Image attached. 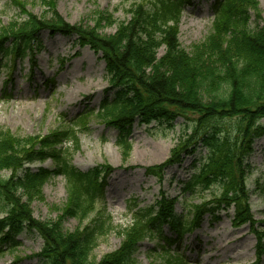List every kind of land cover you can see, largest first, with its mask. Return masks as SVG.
Here are the masks:
<instances>
[{
    "label": "trees",
    "instance_id": "trees-1",
    "mask_svg": "<svg viewBox=\"0 0 264 264\" xmlns=\"http://www.w3.org/2000/svg\"><path fill=\"white\" fill-rule=\"evenodd\" d=\"M191 1L133 0L131 18L119 23L114 35L72 25L59 15L47 20L30 14L2 28L0 64L32 59L34 42L43 31L76 35L83 45L102 53L109 90L97 111L88 109L47 136H13L0 127V199L10 207L0 218V252L5 246L15 251L20 245L16 237L27 227L44 240L38 257L45 264H139L135 253L140 242L161 237L163 243L176 244L198 229L205 216L214 219L232 208L233 226H251L257 238L256 260H261L264 228H255L247 184V158L255 140L264 136V27L255 31L246 23L257 1L215 0L210 34L188 51L179 42V26ZM106 16L112 20V14ZM162 47L165 52L159 55ZM93 114L118 131L116 142L126 156L133 148L130 137L136 121L173 127L178 118L191 121V132L182 136L170 157L145 170L162 181L166 169L181 164L199 147L206 148L201 163H194L192 176L182 182V192L185 198L210 194L181 212L177 204L182 196L170 198L163 192L153 205L131 206L133 221L120 232L124 236L120 247L100 259L94 250L99 237L110 229V219L100 216L82 225L99 213L106 177L113 168L103 164L82 172L72 164V150L63 147L69 140L75 149L79 147L78 126L86 127ZM47 159H52L54 169L34 171L26 166ZM4 171H10L7 178ZM54 173L66 179L69 202L64 215L79 220L82 227L75 231L65 230L60 218L56 222L35 218L17 194L20 189L29 197L40 194ZM161 255L164 261L157 264H187L184 255L171 249Z\"/></svg>",
    "mask_w": 264,
    "mask_h": 264
},
{
    "label": "rangeland",
    "instance_id": "rangeland-1",
    "mask_svg": "<svg viewBox=\"0 0 264 264\" xmlns=\"http://www.w3.org/2000/svg\"><path fill=\"white\" fill-rule=\"evenodd\" d=\"M256 1V7L248 12L246 19L247 26L255 31L264 27V0ZM132 3L133 0H0V32L12 21L25 20L32 14L47 20L59 15L72 25L93 27L101 34L114 35L119 23L131 18ZM214 3L215 0H192L187 4L179 26V42L184 49L191 51L193 46L205 42L212 30ZM107 14L113 15L111 21ZM164 52L165 47H162L159 55ZM31 53L32 59L23 62L13 59L0 64V127L8 134L44 137L74 122L86 110L100 108L109 90L102 53L83 45L76 35L49 31L38 35ZM192 126V122L184 118H178L174 127L166 122L136 121L130 137L133 148L126 156L116 142L118 131L93 114L86 127L78 126V148L75 149L70 140L63 142V147L72 150V164L78 170L88 172L103 164L113 168L106 177L104 197L98 203L99 213L94 212L82 225L100 216L111 221L110 229L99 237L94 250L97 259L120 247L124 238L120 232L133 221L129 213L131 206L153 205L163 192L170 198L182 196V203L177 204V211L181 212L185 211L184 207L210 197L206 193L185 198L182 192V182L192 176L194 163H201L206 148L199 147L181 164L166 169L162 181L145 170L166 161L182 136L191 132ZM247 163L255 228L261 231L264 228V136L255 140ZM26 166L34 171L41 167L55 168L52 159ZM3 174L7 178L10 171ZM24 193L20 189L17 194L31 207L35 218L45 222H56L60 218L67 231L82 227L77 218L64 215L69 202L64 176L54 173L40 194L29 197ZM9 208L0 199V218ZM233 216L232 208L221 211L214 219L205 216L198 229L176 244L170 240L163 243L159 240L161 237L146 239L139 243L135 258L139 264L163 263L161 254L171 249L176 255H184L187 264H264V255L256 260L257 238L251 226L234 227ZM165 232L171 235L167 226ZM16 239L20 245L15 251L5 246V251L0 252V264H45L38 257L44 240L36 230L24 227Z\"/></svg>",
    "mask_w": 264,
    "mask_h": 264
}]
</instances>
